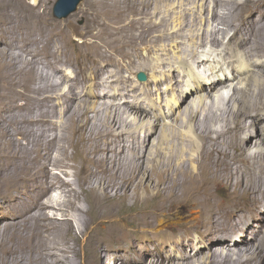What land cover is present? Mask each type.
I'll use <instances>...</instances> for the list:
<instances>
[{
  "label": "bare ground",
  "instance_id": "6f19581e",
  "mask_svg": "<svg viewBox=\"0 0 264 264\" xmlns=\"http://www.w3.org/2000/svg\"><path fill=\"white\" fill-rule=\"evenodd\" d=\"M195 4L198 5L197 11L192 10ZM253 14H257V20L252 19ZM47 16L39 14L41 42L26 51L30 59L20 67L11 65L12 70L37 71L34 59L42 61L43 55L51 56V48L56 51L70 46L82 62L88 63L89 78L93 82L87 87L91 89L93 85L94 89L91 93L88 90L85 96L95 100H91L92 106L87 105L83 97H78L80 94L77 96L76 88L63 96L68 113L66 126L57 125L49 115L51 112L27 117L32 129L36 122H40L52 133L41 136L42 139L31 146L35 155L31 161H35L30 169V186L35 192L31 196L30 187L29 192L23 193V198L27 200L30 196L31 202L28 199L26 206L12 207L13 220L9 223L18 227L14 228L16 238L30 244L38 231H49L47 227L56 223L55 219H59L57 212L63 216L67 209L76 212L77 222L86 226L85 217L90 205L84 209L74 186L57 172L70 175L68 167L62 170L60 166H68L64 160L67 157L72 159L76 153L77 161L81 162V179L89 187L85 188L89 195L86 196L94 202L90 208L93 210L91 219H96L97 223L84 240H81L82 230L75 229L74 242L82 241L85 246L81 260L86 257L91 262L89 245L94 232L107 233L108 238L111 230L119 226L128 232L129 238L133 233L144 231L141 225L145 220L140 208L129 217L121 214V207L110 209L113 205L107 200L112 191L114 194L120 192L122 180L127 179V185H132L129 183L131 175H137L135 170H143L142 165L149 163L146 166L151 167L154 173L159 172L172 181L171 186L165 187L166 194L162 193V197H157L154 202L151 199L146 212L150 224L159 228V233L162 232L166 238L183 244L174 256L165 251L156 257L150 255L148 259L139 257V264H194L198 259H201L199 264H258L257 258H264V212H261L264 210V0H83L80 10L72 18L60 21L47 19ZM77 17L82 18L84 25L74 22ZM80 29L83 30L80 32ZM138 65L152 70L149 81L138 82L130 76ZM99 72H103V82H100L102 77L101 80L96 79ZM0 80L3 85H9L7 74ZM31 86L32 83H24L18 87L13 100L3 107L16 109L13 107L19 100L17 97L30 98ZM45 88L44 85L36 89L41 102L50 99ZM227 88L229 92L225 98ZM197 98L198 103L195 101ZM100 102L104 105L101 111L105 115L96 123L97 119L91 114L94 104ZM72 104L81 112L75 113ZM163 105L166 111H163ZM170 118L175 120L174 124L161 123L155 133L160 121ZM138 122L146 126H143L147 129L143 137L135 135ZM60 129L69 135L59 133ZM25 132L20 129L17 133L20 138L29 140ZM17 139L6 141L12 155L18 152L16 147L21 146ZM153 139H156V144ZM78 142L80 147H76ZM68 145L74 148L71 154L67 153ZM54 149L62 158L53 155ZM109 152H116L113 158L116 161L112 160L115 164L107 170L103 162ZM143 159L146 162L143 163ZM51 164L56 166V172L49 171ZM103 172L121 182L112 183L105 177L104 180L101 177ZM59 178L60 185H56L59 192L55 189L59 198L51 202L52 192L48 193L49 200L48 196L43 200L42 196ZM13 188L22 193L21 186ZM218 190L227 198L226 202L215 195ZM244 201L251 207V212L246 210ZM45 209L47 213L48 210L54 211L51 216L56 218H51ZM187 211L191 214L187 215ZM32 214L33 221H30ZM174 216L183 218L182 222L193 220L194 223L178 228L174 236H169L165 234L166 228L180 224L177 220L172 223ZM71 217L66 216L61 222L70 232L76 226L72 224L74 219ZM251 219L259 220L261 235L256 231L247 238L246 233L240 232L230 238L235 230L248 227ZM101 223L103 225L98 227ZM123 223H127V227ZM193 230L199 233L198 237L204 240L206 248L195 249L198 243L192 241ZM72 245L59 248V253L53 248L55 251L49 253L54 262L50 264H80L81 260L76 262L74 259L80 251ZM21 246L2 250L4 253L15 250L18 253ZM174 248L175 245L172 246ZM57 254L60 257H56ZM135 260H132L134 264H138ZM33 262L21 264H48L45 261ZM14 264H20L19 260Z\"/></svg>",
  "mask_w": 264,
  "mask_h": 264
},
{
  "label": "rangeland",
  "instance_id": "374dc122",
  "mask_svg": "<svg viewBox=\"0 0 264 264\" xmlns=\"http://www.w3.org/2000/svg\"><path fill=\"white\" fill-rule=\"evenodd\" d=\"M48 1L49 0H0V77H3L4 75L7 74V78H8V82H9V85H3L2 81L0 80V85H1V88H0V105H2V106H0V108H2V109H0V165H1V168H0V171H1L0 172L1 173L0 174V264H14V262L16 260H19L20 264L25 263V262H29V261L30 262L35 261L33 263H39L40 261L41 262L45 261L48 264H50V262H52V261L54 262V260L51 259L52 257H51V254L49 252H52L55 249L56 251L55 250L54 251L59 253V248L61 249L65 246L68 247L69 245H72V244H73L72 247L75 245L76 247H78V252L80 251L78 256L74 257L75 261L77 260L76 262H80L81 252L85 248V246L82 245V241H80L79 243L74 242L73 235L76 232L75 229L77 231L82 230L83 234H82L81 240H84L91 233L90 231H93L94 227L97 224L96 219H91L92 218L91 215L93 216V213H92L93 210L90 208L94 202H93L92 198L90 199L89 197H87L89 195L86 194L85 188L88 189L89 187H87V182L86 181L83 182V180L81 179V174H82V173H80L82 171V170H80L81 162L77 161L76 153H73L72 159H69L67 157V159L64 160L65 165H68V166H66L65 168L64 167L61 168V166H60V169H62V170H65L68 167L67 170L70 172V175H66L64 173L62 174L61 171H59V170H57V172H60V174L63 175V177L66 178V180L71 182L72 187L74 186L73 189H74V191L77 192V194H79V198L81 199L80 204L82 205V207L87 208L90 205V208H88V213L86 214V217H85L86 221H87L86 226L83 227L82 224L77 222L78 216L77 217L75 216L76 212H74L73 210H70V209H67V211L64 210V213L66 215H63V216L61 214L59 216V214H58L59 212H57V217L59 218V219H57L56 216L55 217L51 216V214L54 211L48 210V213H47V210L45 209L46 213L51 218H54V219L56 218L55 219L56 223L55 222L53 224L51 223V225L47 227V229H49V231L48 230L38 231L37 236L36 237L34 236L33 237L34 239L31 238L32 240H31L30 244H28V243L24 244L25 241H23L21 239L18 240L16 238L17 232L14 230V228H18V227L16 225H12L11 223H9L13 220L12 219V217H13V211H12L13 205L26 206L27 200L29 199L28 202H31L30 200L32 199V197H30V196H28L27 200L23 198V193L26 192V190L28 191V189L31 187L30 186V175H32V172L30 171V169H31V165L35 161V160L33 162L31 161V160H33V158L35 156L34 154H32L33 151H32L31 146L38 143L39 140L42 139V137L46 136L47 133H52V132L47 131V129L49 130L48 126L45 127V125L40 123V122H36L33 126V129H32V126L27 121V119H28L27 117L28 116L30 118L39 117L42 113L43 114H45V113L49 114L51 112L49 115L53 118L54 122H56L57 125L66 126L68 124V120H67L68 113L66 111V108L64 107L65 105H64V102L62 99L63 96L64 97L67 96L68 93L72 92V90L74 91V89L76 88L75 92L76 93L79 92V93H77V96L80 94L78 97H80V98L83 97L84 102L86 101L85 103L87 105L92 106L90 104V103H92L91 100H95L92 97L89 98V97L85 96V94L88 92V90H90L89 93H91L92 88L94 89L93 85H92L91 89L87 87L91 81L93 82V80L89 78L90 77V74H89L90 71H89L88 63L85 61H84L85 63L82 62L81 57L78 58L76 56L77 55L76 52L74 50L70 49L71 48L70 46H66L64 49H57L56 51H53V49L50 47L51 48L50 49L51 50V56L43 55L44 58L42 57L43 58L42 61L39 59H34L37 61V63L35 61L36 65L39 62V64L37 66L35 65V68H37L36 69L37 71H35V70L14 71L11 68V65H13L15 67L22 66L28 59H30V55L26 51H29L28 49H34V45L41 42L40 35L42 36V34L40 33L39 23H38L39 14H41V15L47 14L48 15L47 19H49V17H50V19L52 18L51 20L54 19V20L63 21V20H66L70 17L72 18V16L74 17V15L80 10L81 3L83 2V0H81L79 2V4L77 5V8L75 9V11L71 12L67 17L59 19V18H56L52 13L53 5H54L56 0H50L51 2L50 1L48 2ZM49 3H50V6H49ZM45 4H46V7L50 10L45 9L46 7L43 6ZM43 8H44V10H43ZM192 10L197 11L198 5L197 4L193 5ZM252 19L257 20V14H253ZM74 22H76L78 25L80 24V26L84 25V22L82 21V18H80V17L75 18ZM45 26L47 27L50 25H45ZM82 30L83 29H80V32ZM230 32L231 31H229L228 34H231ZM228 36L229 35H227V37H225L224 40H226L228 38ZM26 45H28V46H26ZM32 45H33V47H32ZM23 51H24V53H23ZM141 51H144V50H141ZM61 53H62V55H61ZM67 55H68V57H67ZM78 56H79V54H78ZM39 57H41V56H38V58ZM13 58H15V59H13ZM45 61H48L49 65L45 64ZM18 62H19V64H18ZM153 62H154V60H153ZM175 64H178V63H175ZM8 67H10V68H8ZM139 71H143L145 73V76H146L145 80L140 81L137 79L136 75ZM102 73L103 72H99L97 74L98 78L96 77L97 80H99V78H100V80L103 78V80L100 82L104 81V76ZM99 74H101V76H99ZM152 74H153L152 70H149L148 68H146L142 65L136 66L130 72V76L132 78H134L135 80H138V82H142V83L149 81L152 78ZM75 77H77V78H75ZM23 81H25V82H23ZM40 81H42V82H40ZM86 81H89V82H86ZM73 82H75V83H73ZM24 83H32V86L30 87V98H27L25 96L24 97L23 96L17 97L19 99V100H17L18 102L16 101L17 105H15L13 107L16 109L6 110L5 107H3V106H5V103H9L10 101L13 100V98L15 97V93H16L17 88L21 87ZM40 83H42L43 85ZM33 85H34V88H33ZM44 85L46 86L45 92L49 91L48 94L50 95V99L46 100V102L49 101L48 103H46L45 101L41 102V100L39 98H37L38 97V92H37L38 90H36V89H38L39 87H42ZM50 87L52 88V90ZM59 87L61 88V90ZM86 89H87V91H86ZM107 90H108V88H107ZM50 91H51V93H50ZM61 91L62 92L64 91V93H62ZM224 92H225L224 97L226 98L227 94L229 92V88H227ZM56 94H58V97ZM51 97L56 99V100L52 99ZM30 99H31V101H29ZM195 101H196V103H198V98ZM53 102H55L56 104H54ZM101 104H102V102L94 104L95 108L91 114L92 117H95L97 119L96 120L95 118H93L94 121L95 120L97 121L96 123L101 121L105 115L102 112L104 105H101ZM41 106H43V108ZM55 107H56V109H55ZM3 108H4V110H3ZM72 108H73V111L75 113L81 112V109L78 106H76L75 104H72ZM51 109H52V111H51ZM164 110L166 111L165 105H163V111ZM21 111H23V112H21ZM32 112H34V113H32ZM63 113H64V115H63ZM94 114H96V115H94ZM60 115L62 118L60 117ZM97 115H99V116L97 117ZM17 117H19V118H17ZM174 121L175 120L173 118L161 120L160 123L156 127L157 130L155 129L156 130L155 133L158 131V128L161 125V123L162 124H165V123H173L174 124ZM27 123L29 126L27 125ZM139 123L140 122H138L136 124L135 135H137L139 137H143L146 134L147 129L144 128L146 126H144L142 123H140V124ZM20 129H24L26 131L25 133L28 134V138H30L29 140L22 139L18 136L17 132ZM186 129L187 128H182V130H186ZM58 132L69 135V132L65 131V133H64V131L62 129H60ZM33 133H34V135H33ZM155 133H153V136ZM60 135H62V134H60ZM8 139H9V141L10 140L15 141V139H17L19 142H21L20 143L21 146L16 147L18 150V152L16 154L12 155V153H10L8 151L7 146H6V141ZM31 140L33 141L32 143H31ZM153 143L156 144V139H153ZM150 144H151V142H150ZM69 145H68L67 153L71 154L72 151L74 150V148L69 147ZM80 145H81V143L78 142L76 147H80ZM151 147H153V146H151ZM57 153H58V150L54 149L53 155L58 157L59 153L58 154ZM111 153L110 152L108 153L109 156L107 154V159H106V161L103 162L104 168H107V170L111 169L112 164L113 165L115 164V162L112 163V160L116 161L115 159H113L116 155V152L115 153L111 152ZM59 158H62V156L59 155ZM11 159H12V161H11ZM144 162H146V159H143V163ZM148 164L149 163L142 165L143 170H141L140 168H137V170H135L137 175H131L132 178L129 181V183L132 185H127V183H128L127 179L122 180L123 184L121 185L122 188H120V192L114 194V192L112 191V193H110V195H109V199L107 200V203L110 202V204L113 205L112 207H109L110 209H119L121 207L122 208L121 214L124 213L123 215L126 214L129 217L132 216L140 208V210L142 212L141 213L142 217L145 220L141 225L144 227V231L141 233H139V232L133 233V234H131V236H129V238H128V234H127L128 232L122 228H119V226L116 229L111 230V232L112 231H114V232H112V233L110 232V235H108V238H107V233H105V235H106L105 236L101 232H99V233L96 232L97 234L94 232L92 238L90 239V245H89L90 249H91V252L89 254L91 262L86 257H84V258H82L80 264H124V263L134 264V262L132 260L136 259L135 261L138 263L137 258H139V257L148 259L151 256L156 257L160 254L163 255L162 252H165V251L172 256L177 254L176 253L177 249L183 243L174 242L170 238H166L162 232L159 233V231H160L159 228H157V227L153 228L151 226L149 216L146 213L149 210L148 205H151V199H153V202H154V200L157 197H160V198L162 197V196H160V195H162V193L166 194L165 187L171 186L172 181L170 182V180H168L167 177H164L159 172L154 173L155 171L153 172L152 168L148 167L149 166ZM16 165H17V167H16ZM124 165L128 167V165H126V164H124ZM146 165H148V166H146ZM6 167H7V169H6ZM52 167H53V170H52ZM55 167L56 166L51 164L50 168H49L51 170H49V171L56 172ZM5 170H7V171H5ZM2 171H3V173H2ZM83 175H85V173ZM101 177H103L104 180L106 178V180H109L112 183L118 184L121 182V180L116 179V177H114V176H111V175L107 176V173H105V172H103V174H101ZM135 179H136V181H135ZM17 180L20 182H18ZM59 181L61 182L60 178L58 180H56V182H54L53 186H51L50 190L45 194V196L44 195L42 196L43 200H47V196H48V200H49V196H50V194H52V192L54 194H52L53 195L52 196L53 201L51 200V202H54V199L59 198V193L57 195V191L59 189H57V187H56V185H60ZM168 182H170V183H168ZM77 185L79 187H77ZM20 186L22 187V193L16 191L13 188V187H20ZM132 187H137L138 189L132 190L131 189ZM77 188H78V191H77ZM30 189H31L30 193L32 196L34 194L35 190L33 191L32 187ZM55 189H57V191ZM141 192H143V194ZM48 193H50V194L48 195ZM55 194L57 197L55 196ZM149 194H151V195H149ZM169 195H170V191H169ZM215 195L220 197L223 201H225V202L227 201V198H225L222 195V192L220 190H218V192L215 193ZM11 198H15V200L12 201ZM138 200H140V201H138ZM48 202H50V201H48ZM12 203H14V204H12ZM78 204H79V202H78ZM244 204H245L246 210L251 212V207L247 203H245V201H244ZM137 206H138V208H137ZM188 212L189 211H187V215H190L191 213L188 214ZM261 212H264V210H262ZM70 213L73 216L70 215ZM33 216L34 215L32 214V216L29 218L30 221H33ZM66 216H68V217L72 216L71 217L72 220L74 219L73 221L71 220L72 224L76 225V226H74L73 229L71 228V232L67 230L65 224L61 223ZM174 217L172 218V223L175 220H177V221H180L179 222L180 224L176 225L175 227H172V228H171V226H172V224H171V226L166 228L165 234H167L169 236H174L175 231L178 228L187 227V226H190L191 224L194 223L193 220L182 222L184 220L183 218H179V217L177 218V216H174ZM60 219H61V221H60ZM75 219H76V221H75ZM46 221H48V220L46 219ZM154 222H155V220H154ZM168 223H170V222L168 221ZM250 223L251 224L244 229L235 230L232 233V236H230V238L235 237V235L239 234L240 232L246 233L247 238H248V236L253 235L256 231H257L256 232L257 235H261L262 230L259 227V224H260L259 220L258 219H251ZM6 224H8V225H6ZM130 224L132 225V223H130ZM101 225H103V223L98 225V227H101ZM154 225H155V223H154ZM79 226H80V228H78ZM124 226L127 227V223H125ZM202 226H204V225L202 224ZM53 227H54V229H53ZM52 230H53V232H52ZM87 230H88V232H87ZM195 231L196 230L192 231V232H194V234L192 236V239H193L192 241H194L195 243H198L197 246L195 247V249L196 248L201 249L203 247L206 248V243L204 242V240H202L201 237H198L199 233L195 232ZM43 232H45V233H43ZM115 234H116V236H115ZM112 235H114V236L112 237ZM125 238L128 240L130 239L129 243H128V240L126 241ZM67 240H69V241L67 242ZM107 240L108 241L111 240L112 242L111 241L108 242ZM101 241H103V242H101ZM18 245H22L20 247V249L18 250V253L16 252V250L13 252H8L10 255L8 253H4V251L9 249L10 247H13V246L17 247ZM111 245H113V247ZM173 245H175L176 248L172 249ZM48 249H49V251H48ZM11 254L13 256H11ZM8 257H9V259H7ZM56 257H60V255L57 254ZM126 260H129V261H126ZM198 260H201V259H198ZM198 260H195L194 264H199ZM257 260L259 261L258 264H264V258L262 256L258 257Z\"/></svg>",
  "mask_w": 264,
  "mask_h": 264
},
{
  "label": "water",
  "instance_id": "95a60500",
  "mask_svg": "<svg viewBox=\"0 0 264 264\" xmlns=\"http://www.w3.org/2000/svg\"><path fill=\"white\" fill-rule=\"evenodd\" d=\"M80 1L81 0H56L53 5L52 13L59 19L67 17L71 12L75 11ZM136 76L140 81L146 78L143 71H139Z\"/></svg>",
  "mask_w": 264,
  "mask_h": 264
}]
</instances>
